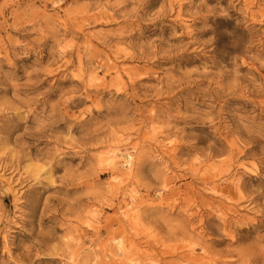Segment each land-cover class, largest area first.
I'll return each instance as SVG.
<instances>
[{"label":"rangeland","instance_id":"1","mask_svg":"<svg viewBox=\"0 0 264 264\" xmlns=\"http://www.w3.org/2000/svg\"><path fill=\"white\" fill-rule=\"evenodd\" d=\"M10 106L53 172L0 191V264H264V0H0Z\"/></svg>","mask_w":264,"mask_h":264},{"label":"bare ground","instance_id":"2","mask_svg":"<svg viewBox=\"0 0 264 264\" xmlns=\"http://www.w3.org/2000/svg\"><path fill=\"white\" fill-rule=\"evenodd\" d=\"M9 92H11V90L4 91V93H9ZM19 92L20 90H15V94H18ZM19 108L20 107L13 108L10 106V107H5V108L0 109V116L4 117V119L1 120L3 124L0 126V172H1L0 184L5 183L3 184V189H0V191L1 193H3L4 196L13 195L14 201L17 202V204L22 205V203H24L26 207L29 206L33 209V204L36 200V196L34 195L36 194V190L39 187L37 186L32 187L33 184L26 190H24V187L28 185L30 180L34 181L35 184H42L43 180H41V177L45 174H52L53 170L51 168L45 169V166L40 165L39 163H35V164L31 163V164H24V165L22 164L23 162L24 163L27 162V156L37 157L42 152V150L36 151L34 145L29 146V144H27L29 142H24V143L22 142L19 146H14L13 148H10L8 146L9 128L13 125L18 128L19 127L26 128L28 127L30 123L29 116L23 117L22 116L23 110L19 111ZM25 108H28V107L25 106ZM25 124L27 126H25ZM236 146H237L236 144L231 145L233 150L236 149L235 148ZM117 156L118 155L113 152V155H108L105 161L107 162V164L111 165L113 168H117L118 162H119V160H117ZM132 159H133L132 154H128L126 161H125L126 164L124 165H129V168H130L132 164ZM155 170L157 171L159 176L163 177V181L165 182V187H166L167 180H168L166 178V174L163 171H161V169L156 168ZM5 172H8L7 174L9 175L11 174V176H9L8 178H3V176L1 175H3ZM129 173L130 171L128 170L124 174L127 175ZM48 179H51L50 184L54 186L55 182L54 180H52L53 177L48 176ZM233 181L239 183L240 178L238 179L234 178ZM207 190L210 193L212 192L215 194L220 193L218 186L215 184L208 187ZM25 196H27L28 198L26 202L25 200H23V197ZM133 200H135V204H132L131 208L125 212L129 220H133L135 216V212H136L135 209H137V207L140 205L138 204V202H136L137 201L136 197H133ZM20 209L21 208L17 207L16 212ZM0 212L2 215L3 210L0 209ZM85 212H87V210ZM2 219H3V216L0 218V222H2ZM85 223L88 224V220H86ZM224 223H226V221H224ZM226 235H229V234H226ZM113 246L116 251V255L118 254L119 256H123V257L127 256L126 255L127 247L125 244V240L123 238H115ZM72 264H75V263H72Z\"/></svg>","mask_w":264,"mask_h":264}]
</instances>
